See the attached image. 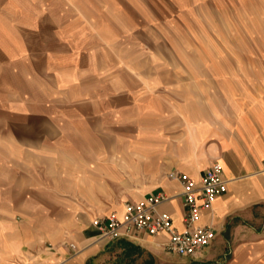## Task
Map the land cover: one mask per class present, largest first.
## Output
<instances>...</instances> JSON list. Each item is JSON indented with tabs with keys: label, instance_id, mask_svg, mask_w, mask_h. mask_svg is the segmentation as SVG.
Wrapping results in <instances>:
<instances>
[{
	"label": "rangeland",
	"instance_id": "rangeland-1",
	"mask_svg": "<svg viewBox=\"0 0 264 264\" xmlns=\"http://www.w3.org/2000/svg\"><path fill=\"white\" fill-rule=\"evenodd\" d=\"M192 71H219L220 78L222 71H264V0H0V164H14L13 151L22 149L17 174L28 190L24 163L32 142L77 150L86 142L71 140L79 130L80 105H68L65 90L78 83L109 87L113 78L119 83V170L90 173L104 180L112 174L118 184L89 191L104 203L32 204L28 196L18 204L4 193L19 180L0 171V264H25L35 253L40 220L31 216L37 211L51 217L69 211L67 224L86 214L105 218L121 197L157 182L142 165L175 135ZM162 118L170 119L166 126ZM54 130L60 138L48 139ZM5 134L21 138L4 141ZM32 134L39 139L32 141ZM83 174L72 172L75 181ZM81 195L69 197L78 201ZM14 226L18 232L9 235ZM8 237L16 250L6 249ZM95 259L111 264L115 254Z\"/></svg>",
	"mask_w": 264,
	"mask_h": 264
},
{
	"label": "crops",
	"instance_id": "crops-1",
	"mask_svg": "<svg viewBox=\"0 0 264 264\" xmlns=\"http://www.w3.org/2000/svg\"><path fill=\"white\" fill-rule=\"evenodd\" d=\"M192 72L191 93L186 97V104H182L186 110L184 115L175 117V135L158 157H150L142 165V171L153 173L157 182L121 197L116 201V211L106 217L112 213L122 215L125 203H138L164 193L170 199L159 207V211L168 213L175 230L182 233L187 230L182 187L169 177L170 173H183L200 180L213 163L220 162L229 181L228 192L217 198L211 209L201 213L198 223L199 227L215 231L212 244L196 257L185 259L167 253L164 246L169 236L166 234L150 236L135 232L132 238L110 243L100 240L99 232L93 226L95 218L88 214L67 224L71 220L69 211L58 212L54 217L37 211L31 216L40 220V228L34 233L35 253L25 264H99L95 258L108 252L115 254L111 264H264V71H222L221 78L219 71ZM111 82L114 84L109 87L100 83H78L65 90L69 91L68 105H80L81 122L74 138H63L86 142L78 150L74 145L68 149L51 144L40 148L32 142L24 163L25 171L30 173V190L22 185L23 175L17 174L23 170L19 159L23 155L22 149L16 147L13 151L14 164H0V171L14 173L7 176L14 179V183L20 182L19 185L13 183L12 191L7 193L5 190L4 193L14 203L20 204L28 196L32 204L106 202L91 199L93 196L89 191L118 184L112 174L106 175L105 180L100 176L92 179L90 175L119 170L116 132L119 83L117 78ZM104 99L110 104L106 102L108 105L104 106ZM162 119L166 126L170 119ZM179 129L181 131L177 133ZM19 138L21 136L5 134L3 140ZM47 138L55 140L60 136L54 130L47 133ZM35 139H39L38 134H32L31 140ZM72 172L84 174L75 181ZM126 186L136 187V184ZM75 191L82 194V200L70 199L69 194ZM4 194L0 192V196ZM9 229V235L18 232L16 226ZM10 241L8 237L6 249L16 250V245ZM47 243L53 248H45ZM71 244L77 248L72 249Z\"/></svg>",
	"mask_w": 264,
	"mask_h": 264
},
{
	"label": "built area",
	"instance_id": "built-area-1",
	"mask_svg": "<svg viewBox=\"0 0 264 264\" xmlns=\"http://www.w3.org/2000/svg\"><path fill=\"white\" fill-rule=\"evenodd\" d=\"M169 177L182 187L186 231L177 232L172 217L159 211V207L170 199L166 194L159 193L138 203H125L122 215L112 213L105 218L95 219L93 226L98 230L100 239L113 242L132 238L135 232L150 236L166 234L169 240L164 246L165 250L184 258H194L209 247L216 233L212 228L199 227L198 223L201 213L211 209L216 199L228 192L229 181L222 164L213 163L200 180L183 173H170ZM70 247L77 248L73 244Z\"/></svg>",
	"mask_w": 264,
	"mask_h": 264
}]
</instances>
